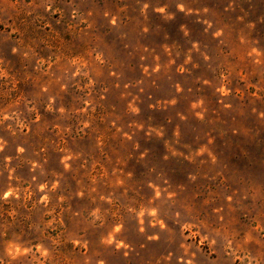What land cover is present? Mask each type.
Here are the masks:
<instances>
[{
	"label": "rangeland",
	"instance_id": "374dc122",
	"mask_svg": "<svg viewBox=\"0 0 264 264\" xmlns=\"http://www.w3.org/2000/svg\"><path fill=\"white\" fill-rule=\"evenodd\" d=\"M0 264H264V0H0Z\"/></svg>",
	"mask_w": 264,
	"mask_h": 264
}]
</instances>
